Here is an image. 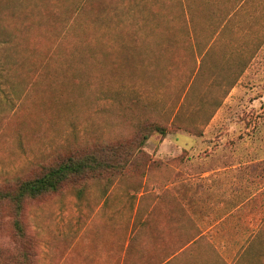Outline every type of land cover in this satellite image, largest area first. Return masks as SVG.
I'll list each match as a JSON object with an SVG mask.
<instances>
[{"label":"rangeland","instance_id":"obj_1","mask_svg":"<svg viewBox=\"0 0 264 264\" xmlns=\"http://www.w3.org/2000/svg\"><path fill=\"white\" fill-rule=\"evenodd\" d=\"M220 1L260 13L258 0ZM213 2L0 0V188L60 154L139 145L138 118L171 131H152L127 175L28 203L24 264H264V98L229 115L246 129L214 130L224 99L187 44V13ZM12 223L1 211L11 253Z\"/></svg>","mask_w":264,"mask_h":264},{"label":"crops","instance_id":"obj_2","mask_svg":"<svg viewBox=\"0 0 264 264\" xmlns=\"http://www.w3.org/2000/svg\"><path fill=\"white\" fill-rule=\"evenodd\" d=\"M221 2L212 3L215 13H187V44L196 52L197 75L205 82L210 81L212 87L215 85V91H220L224 99L209 126L234 133L243 125L229 115L243 113L247 108L255 111L258 99L264 98L260 95L264 91V1L247 4L249 9H258L260 13H220ZM236 7L233 3L235 10ZM247 98L252 99L245 105ZM222 113V119L216 122Z\"/></svg>","mask_w":264,"mask_h":264},{"label":"trees","instance_id":"obj_3","mask_svg":"<svg viewBox=\"0 0 264 264\" xmlns=\"http://www.w3.org/2000/svg\"><path fill=\"white\" fill-rule=\"evenodd\" d=\"M134 125L142 133L139 145L133 139H118L60 154L36 173L8 181L0 188V212L7 211L13 216L14 234L20 246L19 252L13 253L0 249V264H24L29 259L31 241L24 225L28 203L57 193L65 187L75 186L80 191L81 186L94 179L107 178L112 181L118 174L125 176L131 164L134 166L139 163L131 159L132 154L139 153L138 158L146 156L144 147L152 131L162 136L171 133L156 121L145 123L138 118L134 120Z\"/></svg>","mask_w":264,"mask_h":264}]
</instances>
